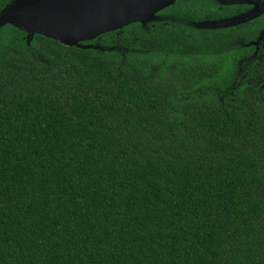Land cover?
<instances>
[{
    "label": "trees",
    "instance_id": "1",
    "mask_svg": "<svg viewBox=\"0 0 264 264\" xmlns=\"http://www.w3.org/2000/svg\"><path fill=\"white\" fill-rule=\"evenodd\" d=\"M148 22L81 47L0 25V264H264V13Z\"/></svg>",
    "mask_w": 264,
    "mask_h": 264
},
{
    "label": "water",
    "instance_id": "2",
    "mask_svg": "<svg viewBox=\"0 0 264 264\" xmlns=\"http://www.w3.org/2000/svg\"><path fill=\"white\" fill-rule=\"evenodd\" d=\"M222 5L250 3L261 0H215ZM264 1V0H263ZM175 0H12L0 14V25L11 24L28 36L40 34L66 46L119 29L130 23L145 24L154 13ZM264 13L256 6L232 18L202 24V29L236 26ZM264 34L261 32L256 45Z\"/></svg>",
    "mask_w": 264,
    "mask_h": 264
},
{
    "label": "flooded vegetation",
    "instance_id": "3",
    "mask_svg": "<svg viewBox=\"0 0 264 264\" xmlns=\"http://www.w3.org/2000/svg\"><path fill=\"white\" fill-rule=\"evenodd\" d=\"M176 2L177 0H175V2L172 5H168L167 7H164L156 11L154 15L151 17V19H149L147 27H149L150 29H156V28H165L176 25L179 28L188 27V28L202 29L200 27L202 24H209L210 22L224 20V19L232 18L234 16L241 15L243 13H247L255 6L257 7V5L262 4L264 1L263 0L258 1L256 4L242 3V4H234V5L233 4L223 5V6H236L238 7V9H236V13L234 15L230 14V15H226L225 17H213V18H204V19L184 18L181 15L176 16L175 14H178V12L174 14L173 13L174 10L172 9L173 6H175ZM223 6H219L218 10L220 11L223 8ZM258 9H263V8H258Z\"/></svg>",
    "mask_w": 264,
    "mask_h": 264
},
{
    "label": "rangeland",
    "instance_id": "4",
    "mask_svg": "<svg viewBox=\"0 0 264 264\" xmlns=\"http://www.w3.org/2000/svg\"><path fill=\"white\" fill-rule=\"evenodd\" d=\"M258 8H263L264 9V2L260 5H257Z\"/></svg>",
    "mask_w": 264,
    "mask_h": 264
}]
</instances>
